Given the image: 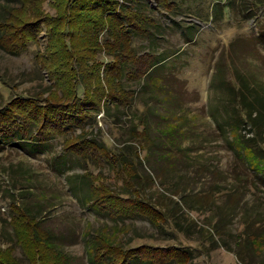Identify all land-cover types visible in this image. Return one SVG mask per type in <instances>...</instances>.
Wrapping results in <instances>:
<instances>
[{"label":"rangeland","instance_id":"1","mask_svg":"<svg viewBox=\"0 0 264 264\" xmlns=\"http://www.w3.org/2000/svg\"><path fill=\"white\" fill-rule=\"evenodd\" d=\"M238 1L226 19L193 26L195 20L189 15L168 14L158 10L154 0H144L139 8L156 25L149 26V36L133 37V46L139 54L155 56L158 64L146 79L122 78L127 90L136 91L133 104L99 114L85 130L76 122H86L82 107L83 120L82 116L69 119L73 131L48 140L47 148L34 150L18 140L0 145L3 251L10 243L21 264H38L16 239L20 232L32 235L40 221L41 233H52L71 264H91L87 253L91 238L115 226L120 227L117 236L124 251L155 247L165 250L161 258L173 257L172 248L192 253L190 259L170 258L163 264H264V170L258 168L264 162L236 148L230 125L239 105L237 78L243 75L264 87V38H258L264 30V14L261 9L248 12ZM13 2L1 4L18 8ZM29 2L28 13L35 0ZM40 3L43 19L58 16L55 0ZM45 23L35 30L36 40L23 54L13 55L0 46V77L10 85L0 87V117L5 113L13 119L18 112L32 116L29 106L22 109L14 104L23 96L47 106L42 112L48 116L43 119L41 113L38 121L49 127L50 121L60 122L59 111L83 103L60 99L72 84L64 83L57 69L63 58L57 52L50 54L59 49L61 35H54ZM70 33L71 37L64 34L62 43L69 48L74 43L72 64H77L86 82L97 83L96 71L101 74L108 67L100 66L103 53L74 39L73 30ZM15 40L18 50V37ZM174 126L172 134L169 128ZM245 127L241 135L255 140L254 131ZM127 190L129 198L119 196ZM138 195V199L146 195L167 215L166 221L157 224L153 214L138 213L134 208ZM122 207L127 216L121 215ZM22 208L37 214L38 221ZM39 249L36 259L51 258V263L53 254L44 246Z\"/></svg>","mask_w":264,"mask_h":264},{"label":"trees","instance_id":"2","mask_svg":"<svg viewBox=\"0 0 264 264\" xmlns=\"http://www.w3.org/2000/svg\"><path fill=\"white\" fill-rule=\"evenodd\" d=\"M1 1L3 0H0V8L3 9V11L0 10V46L13 55L19 56L23 54L28 49L29 44L36 40L37 34H35V30L37 31L38 26L47 22V25L53 29L54 35H61V37L57 38V47L59 49L57 51L56 49L50 50L51 57L57 52L63 58L57 69L59 68V72H62L64 83L72 84L67 87L66 91L63 92V97L60 99L71 101V104H75L77 101H80L79 103L83 102L80 107L77 104L72 109L67 108L59 111L56 117L61 118L60 122L50 121L49 127H46L41 125L39 121L41 113L45 114L43 119L48 116L46 112H42V109L47 106H39L35 101H29L31 99L27 97H19L18 103L15 101L14 104L22 109L29 106L33 115L27 116L25 113L18 112V115L14 114L12 119L3 113V117H0V145L2 146L10 144V141L15 142L18 140L19 145L28 146V148L32 147L34 150L47 148L50 146L48 140L66 136L67 132L73 131L72 129L75 128V125L70 124L68 120L77 116L78 118L82 116V120L84 116L86 117V122L83 123L82 121L81 124L80 119L75 118L79 124L78 127L81 130H85L84 128L91 125L92 119L95 118L96 120L99 114L103 113L106 115L113 108L127 107L133 104L136 91L127 90L124 87V84H122L123 77L129 76V81L134 82L146 79L152 69L158 64L155 56L149 53L139 54L133 46V37L149 36V26L156 25L155 21L139 8L144 0H55V7L59 14L52 19H47V17V20L43 19L45 17H43L44 12L41 7V0H35L29 13L27 8L31 0H5L10 3L13 1L17 2L18 8L14 6L3 7ZM211 1L213 2L212 5L207 4V0H154L153 3L158 10L168 14L189 15V17L194 18L195 24L193 26H196V24L199 25L197 22L207 24L209 20L213 23V21L226 19L227 14L231 13L235 0ZM239 1L248 12L255 13V9H261L264 14V0ZM29 17L31 20H28ZM68 27L71 28L68 30ZM72 30L74 39H82L89 47L92 46L89 49L103 53L104 58L99 61L100 66L106 64L108 67L101 74L100 70L96 71L94 75L99 80L95 84L92 80L93 83L86 82L85 76L81 75L77 70V64H72L74 58L72 54L76 53V50L72 49L74 43L72 48L62 43L64 34H68L71 37L70 31ZM16 37H18V50L14 44ZM258 38H264V30L260 31V37ZM105 57L107 62H105ZM116 75L120 79L116 78ZM237 83L239 87L237 92L239 93L236 97L239 99V105L235 110L236 115L233 117L235 123L230 124L234 130V143L236 148L241 150L243 154L245 151H250L257 159L264 162V87L252 83L243 75L237 78ZM85 85L90 87L87 88ZM3 86L10 88L7 78L0 77V87ZM80 92L82 93L80 94ZM103 98L105 101L102 106L101 101ZM99 100L101 101L99 102ZM82 107L86 110L84 116L83 113H79ZM11 110L9 109L8 111L10 112ZM242 125L254 131L255 140H247L241 135ZM169 129L172 134L176 133L175 126ZM52 134H55V136L49 138V136H53ZM142 137L144 136L141 135L139 138L146 142V139ZM81 138L79 136V139ZM92 143L99 144L95 140ZM136 158L138 160V155ZM137 163L135 165L138 167ZM258 168L264 170V167L258 166ZM137 178L138 174L136 173L135 182H137ZM90 196L93 198L91 193ZM119 196L129 198V190L125 194L120 193ZM138 198L139 195L134 199V208L137 207L138 213L147 214L148 216L153 214L151 218L157 224L166 221L165 217L167 215L151 204L146 195H142L141 199ZM22 209L26 212V216L31 217L33 220L39 219L37 214L32 215L27 208ZM120 210L121 215L127 216V212L123 207ZM175 224L180 226L178 221H175ZM40 227V221H38L34 224L35 230L33 229L32 235L27 232H20V239H16V244H19L18 246H21L22 250L27 255H30L33 263L71 264L70 256L60 249L52 233L43 235ZM120 232L119 226H115L111 230L106 227L105 234L100 230L91 238L92 241L89 243L87 251L91 264H134L135 262L136 264H163L170 258L186 260L187 257L190 259L192 256L190 251L180 252L175 248L171 249L175 252H172L171 255L173 257L170 258H161L160 253L165 250L155 247H142L141 250L144 252L137 253L135 252L136 249L124 251L122 245L118 242L117 234L120 235ZM8 245L7 249L3 251V244L0 242V264H21L14 256L15 249L13 246H10V243ZM40 246L46 247L53 254L54 259L51 263V258L50 261H47L44 257L36 259V255L41 253ZM145 253H148V255H145ZM128 254L131 256L129 258L130 261L127 259ZM137 254L142 259H138L136 257ZM107 255L109 258L105 260Z\"/></svg>","mask_w":264,"mask_h":264}]
</instances>
